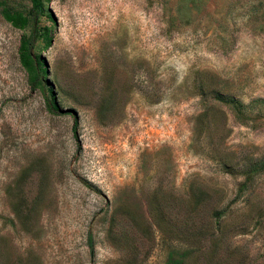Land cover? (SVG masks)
Returning a JSON list of instances; mask_svg holds the SVG:
<instances>
[{
    "label": "rangeland",
    "instance_id": "374dc122",
    "mask_svg": "<svg viewBox=\"0 0 264 264\" xmlns=\"http://www.w3.org/2000/svg\"><path fill=\"white\" fill-rule=\"evenodd\" d=\"M42 4L20 29L3 11L30 1L0 0V264H166L155 222L195 216L213 242L186 264H264V0ZM34 29L49 91L21 64ZM203 72L236 103L193 95Z\"/></svg>",
    "mask_w": 264,
    "mask_h": 264
},
{
    "label": "trees",
    "instance_id": "16d2710c",
    "mask_svg": "<svg viewBox=\"0 0 264 264\" xmlns=\"http://www.w3.org/2000/svg\"><path fill=\"white\" fill-rule=\"evenodd\" d=\"M31 3V11L28 16H24L22 14H13L10 10L5 9L3 11L4 17L7 21L12 23L13 26L23 29L29 25L32 21L35 25L38 24L39 18L43 11V4L42 0H29ZM35 40V29L34 33L32 34L31 38L28 42H24L20 49V59L22 66L28 71L31 76V80L33 84H37L41 86L44 90H47L45 76L47 74L45 70V63L40 58H35L32 55V45ZM207 73L203 72L201 74L200 79H198L194 83V89L192 90L193 95L199 96L202 100H208L210 103H219L222 105H233L236 103V100L232 98L229 94H224L221 92L220 88L218 87L217 78L213 75L210 80H207L205 77ZM163 78L159 81L155 82V89L151 92V96L148 98L153 103H158L162 100V98L167 95V88L163 83ZM49 91V90H47ZM47 104L51 111L56 112L60 111V106L55 100L54 97L49 98L47 97ZM214 106H210L209 110H205L202 114L199 115V118H207L210 115V111L213 109ZM74 133L77 131V126L73 129ZM194 204L195 209H201V204L196 201L195 199L191 201ZM202 210V209H201ZM226 214V210L216 211L214 210L211 214L209 219L213 220L214 218L218 221H221ZM192 217L189 222L186 224L190 226V229L193 230L192 233L189 235L186 234H179V232L175 230H170L167 232L161 222H155L157 227V232L161 235H166L170 240L174 243L172 249L168 253L166 264H186V258L190 256V250L196 241H199L198 237L203 238V240L208 242H213V236L207 238V236L202 237L204 234L203 231V223L201 219ZM151 229V228H150ZM150 239L147 237V242L150 243ZM186 245L185 249L181 250V247ZM88 246L90 250V254L94 255L95 246H94V239L92 233L89 234L88 238ZM180 247V248H179Z\"/></svg>",
    "mask_w": 264,
    "mask_h": 264
}]
</instances>
